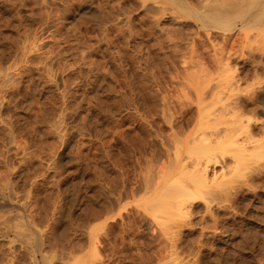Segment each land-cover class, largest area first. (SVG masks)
Instances as JSON below:
<instances>
[{
    "label": "rangeland",
    "instance_id": "rangeland-1",
    "mask_svg": "<svg viewBox=\"0 0 264 264\" xmlns=\"http://www.w3.org/2000/svg\"><path fill=\"white\" fill-rule=\"evenodd\" d=\"M217 8L234 14L232 30L202 28L197 14ZM227 58L243 74L239 97L264 103V10L0 0V264L74 255L91 264H264V160L237 173L229 200L216 194L211 211L199 202L180 229L151 215L159 177L173 176L179 158L204 157L188 153L192 138L224 129L214 120L218 61ZM258 109L249 117L261 125ZM19 214L41 230L42 251L12 228Z\"/></svg>",
    "mask_w": 264,
    "mask_h": 264
},
{
    "label": "bare ground",
    "instance_id": "bare-ground-1",
    "mask_svg": "<svg viewBox=\"0 0 264 264\" xmlns=\"http://www.w3.org/2000/svg\"><path fill=\"white\" fill-rule=\"evenodd\" d=\"M205 1L206 2L209 1V3L215 4L216 7L217 6L219 7L227 6L230 8L246 7V9L248 7L249 10L258 7L264 10V0H205ZM233 17H234L233 13H231L229 10L221 11V8H217V10H215L213 13L208 14L204 17L201 16L199 13L197 14V19L200 21L202 28H205L207 30L210 29L212 30L220 29L219 31L232 30L230 29V27L231 28L233 27L230 26L228 22L232 20ZM246 21L247 23L251 22V19L246 18ZM193 53H196L198 56H200L201 54L198 52L197 48L193 49ZM229 60L230 58H227L226 60L223 59L218 61V64L221 65L220 68L222 69L223 79L219 82L218 91L216 93V99L218 103H220L221 107L217 115H215L216 117L214 122H216V124H221V125L223 124L224 125L223 131H220L221 129L217 130L215 131V133L212 134V136L209 137L207 136L201 137L199 135L200 137L195 136L194 138H192V140L189 142L187 146L188 153H194V154L203 153L204 157L197 159H191L190 157H188L183 160L179 158V162L178 160L176 161L178 162L177 167L175 165L176 163L174 164L175 165L174 167L176 168L172 167L173 172L175 174H173L172 176L171 175L172 173L170 174L172 170L168 171L167 173H165L164 176L159 177L158 181L153 184V188L155 189V191L159 193L155 195L152 200L153 208L152 207H151L152 209L150 208L152 210V211L150 210L152 212L151 215L153 216L154 219L158 220L160 214H163L165 218L167 217L168 219L167 221H171L175 223L177 229H180L179 227L181 226L184 227L186 223H187L186 225L189 224L188 221L194 215L193 208L197 207L199 202L204 201L206 204L205 207H207V211H211L212 209L211 205L217 200L216 194L219 193L221 199L226 197L228 198L227 200H229L230 195H232V190L234 189V187H231L232 183H234V180L232 181V179L236 176H239L238 174L241 173L240 170L242 171L243 169H245L246 165L249 162H251L253 159H256L258 161L264 160V138L257 139V134L260 136H264V123L262 122V124L259 125L257 122V120L259 119L255 120L253 116L249 117L250 113L256 117V114L258 113L257 109L259 107L262 109L264 108L263 98L262 96H258L255 99L242 100L239 97L240 94L238 93L239 91L242 90L241 82L244 80V78L242 77L243 74L238 73V69L236 65L232 66L229 63ZM176 153L179 155L178 146L176 148ZM226 158L229 161H227ZM223 159H226V161H224ZM33 160L34 159H32L31 161ZM219 163L221 164V169L219 171H216L215 166L216 164L218 165ZM253 186H255L256 188V185ZM250 188L253 189L254 187L249 186V189ZM222 201H219L220 204ZM231 202L232 201H230V203ZM47 203L49 202L47 201ZM32 219H30L25 214H22L17 218L18 223L14 221L15 226L12 225L13 226L12 227L10 225L9 229H11L10 227L14 229L16 228V230L19 231V234L21 233L20 235H22V237L25 238L26 242L33 244L34 247H36L35 250L38 252V251H42L44 240L42 239L43 236L41 237L40 234L41 230L36 226V223H33L35 221H32ZM86 230H88V228ZM29 233L32 236V238L29 236ZM26 234L29 236V238ZM90 234L92 233L90 232ZM51 243L52 242H50V244ZM46 255L44 254V260L47 257ZM33 261L40 262L35 258H33ZM63 261H64L63 264L94 263V262H90L88 260V257L86 256L80 258L75 255L70 258L65 257Z\"/></svg>",
    "mask_w": 264,
    "mask_h": 264
}]
</instances>
